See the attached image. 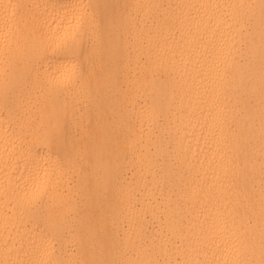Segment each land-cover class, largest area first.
<instances>
[{
  "label": "snow or ice",
  "instance_id": "1",
  "mask_svg": "<svg viewBox=\"0 0 264 264\" xmlns=\"http://www.w3.org/2000/svg\"><path fill=\"white\" fill-rule=\"evenodd\" d=\"M11 7L23 19L24 41L15 50L9 46L0 83V108L8 116L0 171H5L9 177L4 194H10L15 200L25 227L20 233L19 246L11 242L7 249L15 250L18 258L0 264H253L246 258V244L238 232V221L239 227H256L255 189L246 181L243 185H229L237 197L229 218L219 216L211 227L204 230L197 247L188 245L182 249L172 238L176 235L177 240L182 239L176 228L170 233L153 235L146 213L139 221H134L138 223L134 235L129 227L121 230L116 220L111 227L93 228L91 225H69L56 214L64 195V184L92 194L103 189L110 203L122 211L121 205L126 199L123 162L128 161L129 151L133 154V162L137 157L140 162L146 158L145 144L133 141L127 146L128 151L114 152L110 174L101 177L86 169L79 138L74 134V129L91 130L102 118L99 111L87 115L80 111L83 101L92 99L93 83L97 87L102 85L117 97L127 91L120 80V66L124 60L121 54L124 49L131 48L135 30L142 27V20L139 14L126 13V5L83 3L80 0H46L43 6L33 5L40 11L26 19L24 9L27 5L18 3ZM136 7L159 8L160 5ZM199 7L216 10L218 15L207 19L214 25L213 32H221L224 44L232 39L228 31L234 26H237L236 32L251 27L249 20L238 18V14L221 12L222 9L237 10L247 5L208 3ZM261 43L264 105V0H261ZM105 54L109 56L110 66L101 70L98 64ZM143 59V56H137L138 62ZM144 63L151 71L150 59ZM158 80L153 95L130 98L129 121L147 122L154 134L147 147L151 148L154 143L157 161L162 160L167 168L182 174L185 163L190 164V161L177 150L173 132L177 118L174 97L170 94L168 78L161 75ZM34 92L37 93L35 97ZM64 93H72L71 101L65 97L62 102L49 103L53 97ZM40 101L43 104L37 109L39 115L34 117L32 111ZM207 119L206 126L202 125L201 136L209 148L216 147L209 160L211 163L217 151L231 142V133L238 122L227 120L219 107L217 113L209 114ZM261 125L264 129V107L261 109ZM261 172L258 226L264 254V163ZM161 174L168 175L164 170ZM158 187L170 203L174 196L177 206L184 199L183 194L174 191L175 184L171 179H166ZM128 206L141 213L144 203L137 197L135 204ZM209 248L212 249L211 259L207 258ZM170 249L177 253L174 259L169 258ZM66 253H71L73 258H55ZM129 254L137 258H128ZM89 255L91 258H79ZM260 264H264V258Z\"/></svg>",
  "mask_w": 264,
  "mask_h": 264
},
{
  "label": "bare ground",
  "instance_id": "2",
  "mask_svg": "<svg viewBox=\"0 0 264 264\" xmlns=\"http://www.w3.org/2000/svg\"><path fill=\"white\" fill-rule=\"evenodd\" d=\"M46 0H0V83L3 81V69L9 46L15 50L22 46L23 19L12 5L23 3L24 19L40 9ZM83 3L107 5H126V13L139 16L142 27L137 28L136 37L130 49H124L120 66V80L126 92L117 97L114 92L97 87L93 83L92 99L84 100L79 106L86 115L101 112L102 118L91 130L74 129L83 150L86 169L104 177L111 172V160L114 152L128 151L133 141H142L146 146V158L143 162L129 151L128 161L124 163L125 197L120 208H116L106 198L104 190L95 194L77 191L64 184V195L56 214L69 225L93 228L111 227L113 220L121 230L129 227L135 234L141 215L145 214L153 227V235L170 233L176 228L182 238L176 240L184 249L188 245L197 247L204 230L211 227L221 215L229 218L230 209L237 197L229 185L246 181L255 189L256 227H239L240 239L246 244V258L253 264H260L264 254L259 234V193L262 179L261 167L264 163V129L261 125V0H80ZM208 3H231L248 7L222 9L221 12L238 14V18L247 19L250 29L236 32L234 26L228 31L232 37L227 44L222 43L221 32H213L214 25L208 22V16L218 15L216 10L200 8ZM160 5L159 8L138 9L137 5ZM184 5L185 7H177ZM194 5L195 7H187ZM166 18V19H165ZM233 40L235 42H233ZM144 57L137 61V56ZM151 61V71L144 60ZM233 61L235 62L233 65ZM110 66L109 56L105 54L98 67L103 70ZM163 75L170 82V94L177 112L174 123V138L177 150L186 156L182 174L157 161L156 149L149 145L150 132L147 122L129 121L133 96L153 95L158 86V78ZM37 93H33L35 97ZM72 93L53 97L50 104L62 102ZM43 101L36 103L34 117L39 115ZM126 106V107H125ZM223 109L227 120L235 119L238 126L231 133L232 140L221 147L211 163V154L215 145L209 148L201 136L202 125L208 123L209 114L215 115L217 109ZM180 109H183L181 112ZM191 110V114L189 111ZM7 113L0 108V155L3 154L4 129L7 127ZM197 137H200L197 140ZM161 170L168 173L167 177ZM227 176V178H225ZM171 179L174 191L183 194L184 199L177 206L175 196L170 203L162 196L158 185ZM9 177L0 171V262L18 258L15 250L8 251L11 242L19 246L20 233L24 222L15 207L12 196L5 195ZM144 203L141 213L128 205L135 204L136 198ZM11 201V202H10ZM231 222V221H230ZM207 258L211 259L212 249H207ZM176 252L169 250V258H175ZM37 259H47L35 256ZM56 259L73 258L71 253L58 254ZM91 258V256L79 257ZM128 258H137L129 254Z\"/></svg>",
  "mask_w": 264,
  "mask_h": 264
}]
</instances>
